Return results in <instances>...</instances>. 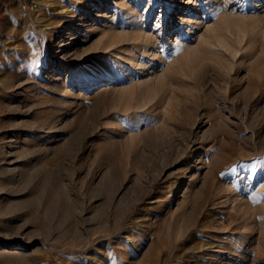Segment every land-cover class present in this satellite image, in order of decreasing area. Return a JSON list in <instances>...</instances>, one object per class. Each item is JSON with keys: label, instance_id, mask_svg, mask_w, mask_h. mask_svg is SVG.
<instances>
[{"label": "rangeland", "instance_id": "1", "mask_svg": "<svg viewBox=\"0 0 264 264\" xmlns=\"http://www.w3.org/2000/svg\"><path fill=\"white\" fill-rule=\"evenodd\" d=\"M192 1L0 0V264H264V0Z\"/></svg>", "mask_w": 264, "mask_h": 264}, {"label": "bare ground", "instance_id": "2", "mask_svg": "<svg viewBox=\"0 0 264 264\" xmlns=\"http://www.w3.org/2000/svg\"><path fill=\"white\" fill-rule=\"evenodd\" d=\"M176 1V0H175ZM192 1V0H191ZM230 1V0H229ZM202 0H193L191 3L193 4V7H192V10H193V13H191V15L189 16V17H186L185 16V14L182 16V20L184 21V25H185V28H186V30H187V35H191L190 36V39L191 40H193V41H196V43H195V45L193 44H187V47H186V45L185 46H182V47H185L184 49V51H186V53H188V52H191L190 54H192V53H195V52H197V50H196V47H199L200 48V46H202V45H204L205 44V42L207 43H210L211 42V36L209 37L208 35H207V33H209V31H211V30H213V29H216L217 28V26L215 25L216 23H218V21H222L223 22V20L222 19H225L224 17L226 16V14L224 13L222 16L220 15L218 18H217V20H215V21H212L211 20V18L210 19H207V15H203L204 14V10H203V8H202ZM213 2H215L216 4V6H214V8L213 9H211L212 10V12H215L216 11V9H219L220 7H221V5H222V1L221 0H207V2L206 3H209L210 5H213L212 3ZM204 3V2H203ZM231 3V2H230ZM50 4V3H49ZM122 4L123 5H126V6H128L127 5V2L125 1H123L122 2ZM120 5H121V3H120ZM125 6V7H126ZM130 6H131V4H130ZM129 6V7H130ZM204 6V5H203ZM121 7H123L122 5H121ZM134 7V6H133ZM127 10H129L128 12H125V10H122L121 11V13H119L118 15H115V16H113V17H118V20H116L115 21V19H114V23H112V24H107L106 22L104 23V22H101V20L102 21H104V19H102V17H104L105 16V12H103V9L101 8H99V9H97V12H96V14H95V16L99 19V22L100 23H102V24H100V26L99 27H103V34L104 35H106L107 36V41H105L104 42V45H103V48L102 49H109V48H116V49H118L119 47H120V49H128V46H132L130 49H132V48H140L139 49V51L141 50H143L145 53H146V55H147V53L148 54H150L151 56H153V57H151L152 59H154L155 57H157V50L156 51H151V49L154 47L153 45H155L156 44V40H155V38H153V36L151 37L150 35H152L150 32H148V33H146L145 31H143L142 30V26L141 27H139V26H137L138 25V23H137V25L136 24H132L131 26L129 25V24H127V23H132V21H131V16H128V15H130L131 13H133L132 12V7L131 8H129V9H127ZM120 11V10H119ZM206 13V12H205ZM107 15V14H106ZM108 16V15H107ZM124 16H126V17H124ZM116 17V18H117ZM134 17V16H133ZM136 18V17H135ZM137 18H138V16H137ZM78 19V18H77ZM80 19V18H79ZM109 19V18H108ZM135 20V19H134ZM107 21V20H106ZM136 21V20H135ZM212 21V22H211ZM226 21V20H225ZM97 24V23H96ZM95 24V25H96ZM94 24L93 25H90L89 27H94L95 26ZM96 27H98V26H96ZM133 27V29H131ZM203 27H205V32H203V33H198V31L199 30H201ZM87 29H90V28H87ZM92 30H93V28H91ZM95 29V28H94ZM97 30H98V28H97ZM97 30H95V31H97ZM101 31H102V29H101ZM212 32H214V31H212ZM102 33V32H101ZM204 33H206V34H204ZM71 34V33H70ZM206 36H208V38H210V39H208ZM168 38V37H167ZM198 40V41H197ZM166 41V40H165ZM177 41L178 42H180L179 41V38L177 37ZM223 42H224V40H222ZM62 42H64V40L62 41ZM61 43V42H60ZM203 43V44H202ZM225 43L227 44L228 42L225 40ZM62 44V43H61ZM168 43H166V42H164L163 43V46H166ZM176 45H180V43L178 44L177 42L175 43ZM199 44H201V45H199ZM211 44H213V43H211ZM210 44V45H211ZM175 45V46H176ZM184 45V44H183ZM209 45V44H208ZM207 44H205V46H207V47H209ZM228 45H229V43H228ZM228 45H226V46H228ZM119 46V47H118ZM101 47V46H100ZM115 49V50H116ZM120 49H118V50H120ZM164 49V48H163ZM113 50V49H112ZM111 50V51H112ZM123 50H121L122 52H124ZM99 51V50H98ZM100 51H102V50H100ZM104 51V50H103ZM108 51V50H107ZM106 51V52H107ZM117 51V50H116ZM127 51V50H126ZM125 51V53L127 54V52ZM188 51V52H187ZM199 51V50H198ZM115 52V51H114ZM131 52V51H130ZM182 52H183V50H182ZM117 53V52H116ZM115 53V54H116ZM132 53V52H131ZM118 54V53H117ZM128 54H130V53H128ZM132 54H134V51H133V53ZM120 55V54H119ZM118 55V57H123L124 59L126 58V55L124 54V55H120L119 56ZM131 55V54H130ZM133 56H136V55H133ZM133 56H130L129 58H130V62H131V64H134L135 65V63L137 62L136 60V62H134V59L133 58H135V57H133ZM190 56V55H189ZM117 57V58H118ZM120 57V58H121ZM133 57V58H132ZM127 58H128V56H127ZM135 59H137V57L135 58ZM156 59V58H155ZM110 60V59H109ZM119 60V59H118ZM122 60V59H121ZM125 60H127V59H125ZM128 61V60H127ZM143 61V60H142ZM121 62V61H120ZM124 62V61H123ZM145 62V61H144ZM144 62H142V63H139V65H138V67H141L140 66V64L142 65V67L144 66ZM132 66V65H131ZM146 66V65H145ZM135 67V66H134ZM137 67V68H138ZM143 69V68H142ZM145 69V68H144ZM116 70V69H115ZM115 70H113V72L115 71ZM118 70V69H117ZM117 72V71H116ZM114 74V73H113ZM104 87V86H103ZM20 247V246H19ZM1 248V247H0ZM4 249V248H3ZM14 251V250H13ZM102 264V263H101Z\"/></svg>", "mask_w": 264, "mask_h": 264}]
</instances>
